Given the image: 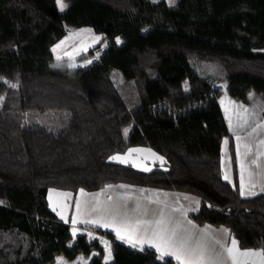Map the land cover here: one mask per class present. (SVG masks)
Wrapping results in <instances>:
<instances>
[{
	"label": "trees",
	"instance_id": "trees-1",
	"mask_svg": "<svg viewBox=\"0 0 264 264\" xmlns=\"http://www.w3.org/2000/svg\"><path fill=\"white\" fill-rule=\"evenodd\" d=\"M65 1L60 11L56 0H0V264L78 253L86 264H176L95 228L109 239L104 262L99 238L72 235L48 204L51 188L110 183L194 194V223L222 225L240 247L264 249V192L238 190L215 87L221 80L241 100L253 90L264 107V0ZM79 26L107 46L84 66H52V45ZM224 138L231 181L222 176ZM130 146L164 161L144 170L109 159Z\"/></svg>",
	"mask_w": 264,
	"mask_h": 264
},
{
	"label": "crops",
	"instance_id": "crops-1",
	"mask_svg": "<svg viewBox=\"0 0 264 264\" xmlns=\"http://www.w3.org/2000/svg\"><path fill=\"white\" fill-rule=\"evenodd\" d=\"M216 99L232 136L240 194L253 196L264 192V143H262L264 141V107L257 101L251 100V96H248L246 100L237 99L229 95L225 88H221ZM228 159V173L224 174L222 157L221 169L223 178L227 176L226 180L231 181L232 163L229 151ZM254 160L256 163H252ZM115 184L110 183L107 186L115 187ZM132 186L133 188L119 187L120 190L126 189L130 192L129 202L124 212H120L122 216H116V212L109 227L99 225L95 228L111 231L114 239L130 246L152 247L159 257L169 256L176 261V264H199L198 256L201 249L206 253L208 264L213 262L231 264L225 248L231 247V240L236 238L230 231L222 225H197L190 219L188 212L198 207L197 196H187L188 194L175 190ZM69 221L67 223L73 235L72 226L76 224L73 225ZM82 232L86 231L82 228L81 231H75V235ZM172 232L176 233L174 239L171 236ZM103 248L102 259L108 262L112 259L109 242ZM236 249L238 251L234 250L233 253L236 256V264H264V256L239 255V252L246 250L259 253L260 248H242L237 243ZM168 252H176L181 259L177 260L173 255H166ZM95 253L96 251L92 250L90 256ZM58 257L59 255L51 264H56ZM88 260L89 257H84L83 264H86Z\"/></svg>",
	"mask_w": 264,
	"mask_h": 264
},
{
	"label": "rangeland",
	"instance_id": "rangeland-1",
	"mask_svg": "<svg viewBox=\"0 0 264 264\" xmlns=\"http://www.w3.org/2000/svg\"><path fill=\"white\" fill-rule=\"evenodd\" d=\"M169 4H174L176 0H165ZM66 5V1L63 0ZM57 8L62 11L57 4ZM65 8V7H64ZM63 8V9H64ZM83 30V31H82ZM96 37H100L99 40ZM63 42V43H61ZM57 45H59L57 47ZM107 46V39L102 33L92 30L89 26L67 27L66 33L58 41L52 45L54 67L75 65L84 66L95 60ZM55 49V51H53ZM225 88V83L221 80L215 82V87ZM254 91L249 92L251 100L257 101L262 104L259 97L255 95ZM255 95V96H254ZM227 139L224 138L221 143V157L224 162V174L228 173V149ZM133 150V151H130ZM111 157H118V159H110ZM162 158V159H161ZM112 161L130 163L137 168L148 170L155 163L162 164L164 157L146 146H130L124 152L114 153L109 157ZM119 184V185H118ZM123 185L133 188V184L129 183H116L115 187L106 185L97 190H79L72 191L70 189L51 188L48 191V204L55 210L57 215L65 222L76 224L72 226L75 231H81L82 228L86 231L89 237L99 238L102 245L105 247L108 244L107 238L101 237L96 232H93L95 226L109 227L110 222H113L115 213L116 216H122V212L130 199V192L126 189L120 190L119 187ZM184 193V192H183ZM187 196H196L194 194ZM117 210V211H116ZM121 212V213H120ZM105 244H104V243ZM111 248V247H110ZM64 264H83L84 256L78 254L72 258H66L59 255ZM57 264V262H56Z\"/></svg>",
	"mask_w": 264,
	"mask_h": 264
},
{
	"label": "snow or ice",
	"instance_id": "snow-or-ice-1",
	"mask_svg": "<svg viewBox=\"0 0 264 264\" xmlns=\"http://www.w3.org/2000/svg\"><path fill=\"white\" fill-rule=\"evenodd\" d=\"M171 2V0H170ZM57 4L59 5L60 9L63 10L64 7H66V5L63 4V0H57ZM83 31V30H82ZM97 40L100 39V37H96ZM119 38H117V43H119ZM63 43V42H61ZM59 45H57L58 47ZM53 51H55V49H53ZM70 67H76L75 65H70ZM12 87H16V85H11ZM3 98L0 97V100H2ZM253 131H255V129H253ZM125 132H127V130H125ZM239 139V138H237ZM225 143H227V140L225 141ZM262 143H264V141H262ZM130 151H133V150H130ZM110 159H118V157H111ZM162 159V158H161ZM252 163H256V161H252ZM225 179H227V176L224 177ZM120 187H125L123 185H121ZM81 192H83L84 190L81 189L80 190ZM0 203H3L2 201H0ZM227 231V230H225ZM73 235L75 236V230L73 231ZM172 238L174 239L176 237V233L175 232H172L171 234ZM237 241L232 239L231 240V247H227L225 248V252L227 253V258H228V261L231 262V264H236V256L233 254L234 253V250L238 251L236 249V245H237ZM135 246V245H133ZM260 255V256H264V249H262L259 253L255 252L254 250H246V251H243V252H239V255L240 256H248V255ZM166 255H173L175 256V258L177 260H180L181 259V256L178 255L176 252H168L166 253ZM163 257H161L162 259ZM198 261H199V264H208L207 262V259H206V253L203 249L200 250L199 252V256H198ZM57 264H64L63 262V259L62 258H57ZM213 264H215V262H213Z\"/></svg>",
	"mask_w": 264,
	"mask_h": 264
},
{
	"label": "built area",
	"instance_id": "built-area-1",
	"mask_svg": "<svg viewBox=\"0 0 264 264\" xmlns=\"http://www.w3.org/2000/svg\"><path fill=\"white\" fill-rule=\"evenodd\" d=\"M93 232H96V231H93ZM96 234H98V235L101 236V237L107 238L104 234H101V233H99V232H96ZM107 239H108V238H107Z\"/></svg>",
	"mask_w": 264,
	"mask_h": 264
}]
</instances>
